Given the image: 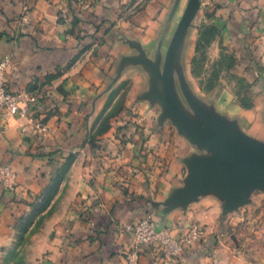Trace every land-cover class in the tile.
<instances>
[{
	"label": "crops",
	"instance_id": "0c3cea01",
	"mask_svg": "<svg viewBox=\"0 0 264 264\" xmlns=\"http://www.w3.org/2000/svg\"><path fill=\"white\" fill-rule=\"evenodd\" d=\"M205 1L222 31L220 47L233 53L229 74L248 78L249 86L242 93L225 82L203 84L194 18L174 59L173 109L165 64L190 0H148L135 11L142 0H28L25 20L23 0H0L9 88L44 94L33 116L0 115V160L19 182L12 192L0 182V218L21 204L11 195L38 188L36 174L51 171V156L75 147L79 159H89L92 182L80 185L91 193L92 213L75 219L72 241L53 246L48 264H153L149 246L134 263L131 239L141 218L187 223L203 199L264 184L256 164L264 165V0ZM125 80L131 88L117 91ZM120 96L121 114L96 135L100 113ZM87 135L109 148L84 147Z\"/></svg>",
	"mask_w": 264,
	"mask_h": 264
},
{
	"label": "rangeland",
	"instance_id": "374dc122",
	"mask_svg": "<svg viewBox=\"0 0 264 264\" xmlns=\"http://www.w3.org/2000/svg\"><path fill=\"white\" fill-rule=\"evenodd\" d=\"M132 1L135 4L136 0ZM147 2L142 0L131 10L135 11ZM208 6V2L201 0L191 31L192 39L199 33L203 41L198 53L201 81L209 89H215L225 82L231 87L240 88L243 93L249 86V79L229 74L228 70L234 64L230 61L233 53L220 47L222 31ZM196 27L199 31H196ZM243 54L240 53V57L244 59ZM243 64L247 68L250 66L248 61ZM123 88H131L129 80L121 82L116 89L120 91ZM122 99L120 96L113 108L100 113L94 126L96 135H103L106 129L111 128V118L122 112ZM133 114L136 116L137 112ZM119 130H115V134H121ZM119 138L122 140V137ZM82 144L84 147L91 144L92 150L109 148L104 144L95 145L89 135ZM119 144L121 142L115 146L121 149ZM73 149L76 148L61 153L60 157H56V154L50 157L53 165L51 171L36 174L37 189H23L19 194L14 192L10 196L11 200L21 204L17 210L7 211L8 219L0 218V264H48L46 256L53 246L61 247L60 242L66 238L68 243L72 241L75 219L86 220L92 213L93 207L87 201L91 193L80 185V182H92L86 169L89 159L87 155L79 159V151ZM42 178H46L47 182L43 187ZM18 184L16 178L14 187L9 190L15 191ZM203 201L200 206L190 208L196 213L187 223L161 224L157 220L162 226H170L174 234H190L196 228L197 237L189 244L184 243L182 250L176 254H168L157 245H150L153 264H264V184L225 197L212 196ZM142 248L144 246L135 250ZM135 262H138V256L134 258Z\"/></svg>",
	"mask_w": 264,
	"mask_h": 264
},
{
	"label": "built area",
	"instance_id": "2783aa9c",
	"mask_svg": "<svg viewBox=\"0 0 264 264\" xmlns=\"http://www.w3.org/2000/svg\"><path fill=\"white\" fill-rule=\"evenodd\" d=\"M29 10L28 0H23V11L21 20L27 18ZM11 64V57L0 56V115H34L37 105L44 99V94L31 90L13 91L9 88L7 80V70ZM38 131L46 130L43 121H34ZM16 174L9 164L0 160V182L7 189L14 187ZM197 237V229H192L191 233L174 234L170 226H162L152 214H147L134 226L131 243L134 249L143 246L157 245L168 254H176L182 250L183 244H189ZM138 255L134 251L133 258Z\"/></svg>",
	"mask_w": 264,
	"mask_h": 264
},
{
	"label": "water",
	"instance_id": "95a60500",
	"mask_svg": "<svg viewBox=\"0 0 264 264\" xmlns=\"http://www.w3.org/2000/svg\"><path fill=\"white\" fill-rule=\"evenodd\" d=\"M200 2L201 0H190L188 9L179 25V28L175 34V37L173 38L171 42V45L169 47V51L167 54L164 81H165V86L167 89L168 102H169L170 107L173 109L176 107L175 88H174V82H173V64H174L175 55L178 51V48L180 46L182 39L186 35V32L196 15V12L200 8ZM177 117L180 120H184V115L182 113H178ZM256 164H258L260 168L264 169V165L261 162L256 161ZM243 189L245 188H237L234 191H232L229 195L234 194L237 191H240Z\"/></svg>",
	"mask_w": 264,
	"mask_h": 264
},
{
	"label": "trees",
	"instance_id": "16d2710c",
	"mask_svg": "<svg viewBox=\"0 0 264 264\" xmlns=\"http://www.w3.org/2000/svg\"><path fill=\"white\" fill-rule=\"evenodd\" d=\"M202 42H203V41H201V39H200V37H199V42H198V45H197V52H198V53H200V52H199V49H200V47H201V43H202ZM198 58H199V57H197L196 60H195L197 63H199V59H198ZM230 61H232V60L230 59ZM53 76H55V75H52L51 77H53ZM32 89H35V88H30L31 91H35V90H32ZM108 130H109V128L106 129V132H107Z\"/></svg>",
	"mask_w": 264,
	"mask_h": 264
}]
</instances>
